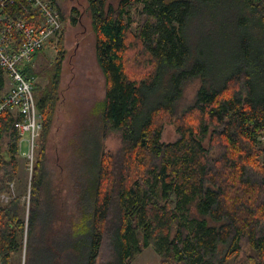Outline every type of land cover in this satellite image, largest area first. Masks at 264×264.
I'll list each match as a JSON object with an SVG mask.
<instances>
[{"label":"trees","instance_id":"16d2710c","mask_svg":"<svg viewBox=\"0 0 264 264\" xmlns=\"http://www.w3.org/2000/svg\"><path fill=\"white\" fill-rule=\"evenodd\" d=\"M219 2L88 0L106 82L103 137L119 136L120 146L101 150L80 210L48 220L62 48L35 95L43 128L30 183L19 159L22 115H0V192L16 180L0 201V264H131L151 245L160 264H264V0H228L222 14H204ZM4 12L41 22L26 0ZM23 71L38 76L33 64ZM9 81L0 65V98ZM167 123L179 133L173 141L163 140Z\"/></svg>","mask_w":264,"mask_h":264},{"label":"rangeland","instance_id":"374dc122","mask_svg":"<svg viewBox=\"0 0 264 264\" xmlns=\"http://www.w3.org/2000/svg\"><path fill=\"white\" fill-rule=\"evenodd\" d=\"M117 4L119 0H110ZM65 15L62 33L51 39L41 50L34 61L38 76L32 80L35 95L40 86L48 82L46 72L64 50V61L60 76V99L47 142L46 165L49 181V195L52 202L47 208V219L51 213V222H68L86 203L92 194L96 177V166L101 150H115L120 146V137L111 135L103 137L102 100L106 91L105 76L99 67L95 52L96 35L94 33L88 0H55ZM228 0H220L212 9L204 8L207 16L222 14ZM77 18L73 23L72 19ZM64 41L59 43L61 35ZM197 81L187 85V97L192 98ZM11 87L9 81L8 90ZM179 133L173 123H167L163 140L173 141ZM29 134L22 140L24 151H28ZM41 138V137H40ZM34 150V158L38 143ZM21 173L30 183L32 171L29 159L19 154ZM16 182V180L11 181ZM11 185L7 192L11 191ZM29 187V185H28ZM16 188V183H15ZM6 191L0 192L8 194ZM30 191L25 196L29 203ZM50 209V210H49ZM81 214V213H79ZM143 240V238H142ZM161 256L154 246H147L138 254L131 264H160Z\"/></svg>","mask_w":264,"mask_h":264},{"label":"built area","instance_id":"2783aa9c","mask_svg":"<svg viewBox=\"0 0 264 264\" xmlns=\"http://www.w3.org/2000/svg\"><path fill=\"white\" fill-rule=\"evenodd\" d=\"M16 0H0V65L10 76L11 87L0 98V115L6 108L16 109L22 115L16 126L21 137L20 153L29 159L33 170L34 150L41 136L43 116L38 109L32 80L23 67L33 64L32 59L51 39L63 31V17L58 5L52 0H26L38 13L40 25H30L24 19L13 18L4 12ZM29 134L28 151H24L22 140ZM11 191L0 194L5 203L15 194V181L10 182ZM29 204V203H28Z\"/></svg>","mask_w":264,"mask_h":264},{"label":"water","instance_id":"95a60500","mask_svg":"<svg viewBox=\"0 0 264 264\" xmlns=\"http://www.w3.org/2000/svg\"><path fill=\"white\" fill-rule=\"evenodd\" d=\"M3 154H4L8 159H10V154H9V152H8L7 150H5Z\"/></svg>","mask_w":264,"mask_h":264},{"label":"crops","instance_id":"0c3cea01","mask_svg":"<svg viewBox=\"0 0 264 264\" xmlns=\"http://www.w3.org/2000/svg\"><path fill=\"white\" fill-rule=\"evenodd\" d=\"M32 63H33V66H35V64H34L35 62L33 61Z\"/></svg>","mask_w":264,"mask_h":264}]
</instances>
